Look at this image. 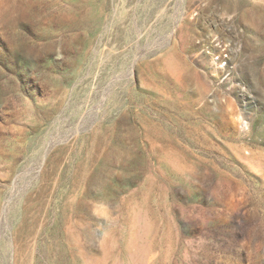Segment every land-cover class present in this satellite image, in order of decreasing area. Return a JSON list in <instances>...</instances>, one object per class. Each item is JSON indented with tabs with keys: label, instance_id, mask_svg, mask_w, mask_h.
<instances>
[{
	"label": "rangeland",
	"instance_id": "374dc122",
	"mask_svg": "<svg viewBox=\"0 0 264 264\" xmlns=\"http://www.w3.org/2000/svg\"><path fill=\"white\" fill-rule=\"evenodd\" d=\"M0 264H264V0H0Z\"/></svg>",
	"mask_w": 264,
	"mask_h": 264
},
{
	"label": "built area",
	"instance_id": "2783aa9c",
	"mask_svg": "<svg viewBox=\"0 0 264 264\" xmlns=\"http://www.w3.org/2000/svg\"><path fill=\"white\" fill-rule=\"evenodd\" d=\"M206 52H207L208 54H210V55L212 54L210 51H208V49H207V51H206ZM218 58H219V57H218Z\"/></svg>",
	"mask_w": 264,
	"mask_h": 264
}]
</instances>
